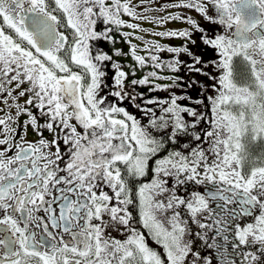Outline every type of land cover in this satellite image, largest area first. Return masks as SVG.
<instances>
[{
	"label": "snow or ice",
	"instance_id": "obj_1",
	"mask_svg": "<svg viewBox=\"0 0 264 264\" xmlns=\"http://www.w3.org/2000/svg\"><path fill=\"white\" fill-rule=\"evenodd\" d=\"M137 7L133 0H0V93L15 100L12 93L20 89L18 97L27 96L23 105H8L15 107V116L0 118V264H188L190 255L192 264L201 260L212 264L210 258L192 251V241L184 239L189 221L175 210L181 206L191 223L214 231L212 237L206 232L196 236L216 250L219 264H264V154L252 158L248 151V142H264V0H176L165 5L194 11L219 25L223 33L213 36L191 16L176 13L156 19L138 13ZM122 16L157 24L185 22L189 27L183 30L153 33L183 40L178 47L145 41L152 66L162 65L151 49L176 57L186 54L191 63L176 59L167 67L178 72L184 65L189 72L209 76L217 93L208 98L212 105L211 130L204 131V139L211 138L208 149L197 144L188 154L174 150L157 159L151 169L153 179L139 185L135 201L128 181L147 175L149 161L165 147L153 130L170 129L166 138L172 144L181 135L201 141L202 136L192 130L206 117L180 105L178 100L184 97L175 95L170 100L145 101L167 105L161 107L164 115L153 112L147 125L120 106L128 100L145 115L151 111L127 91L128 74L114 60L126 53L119 49L113 55L93 53L90 42L114 43L110 35L114 30L139 28ZM98 22L112 27L97 31ZM197 32L218 60L205 63L188 47L196 45L192 37ZM122 35L127 38L131 33ZM136 49L131 46V58L143 68L147 58ZM107 62L114 72V87L103 96L108 87L103 70ZM209 64L218 77L203 71ZM150 78L172 80L156 84L153 90L176 86L181 79L150 71L130 83L148 85ZM13 83L15 87L9 88ZM182 113L193 121L186 123ZM21 115L27 117L20 126L23 135L13 127ZM29 128L39 137L35 142L26 139ZM183 148L189 149V144ZM168 178L175 183L165 204L156 197L169 191ZM190 182L203 185L205 191H194L189 199L178 196L177 186ZM134 204L140 224L161 245L166 260L133 227L129 206ZM169 210L172 215L165 216L166 226L157 214ZM203 213L210 224L197 219ZM249 217L251 222L245 221ZM121 227L129 233L123 241L107 231Z\"/></svg>",
	"mask_w": 264,
	"mask_h": 264
},
{
	"label": "flooded vegetation",
	"instance_id": "obj_2",
	"mask_svg": "<svg viewBox=\"0 0 264 264\" xmlns=\"http://www.w3.org/2000/svg\"><path fill=\"white\" fill-rule=\"evenodd\" d=\"M169 3H174L176 0H166ZM148 2V1H147ZM152 0H150L151 4ZM168 11L170 9L168 8ZM174 13H179L181 15H186V16H191L193 19L197 21V23L200 25L201 28L205 30V32L209 36H213L214 34H222L223 29L219 25L212 24L206 20H204L201 16H199L198 13H195L194 11H190L187 9H179V8H173L172 14ZM59 15V13H56ZM171 14V13H170ZM183 27L188 28L189 26L184 22L181 24ZM180 25V26H181ZM106 27H112L111 25H104L100 22L97 23L96 25V30L97 31H102ZM119 28L118 30H114L113 32L110 33V35L113 36L114 38V43L107 42V41H91V51L93 53L95 52H104L109 55H113L114 51L116 49H119L121 52L126 53V55H122L120 57H115L114 60L118 62L121 66V68L128 74V80H127V91L130 92L132 95H136L138 97L136 103H139L141 107L150 109L151 111L148 112V115H145L143 112L138 110L136 107H134L128 100H125L120 106L125 107V109L135 115L137 119L141 121L143 125H147L148 121L150 118H152V113L154 112L157 117L164 115V113L161 111V107H166L167 105H159L158 103H153V104H146L145 101L147 99H153L154 101H159V100H170L172 95H175L177 97H184V99L178 100V103L182 106L185 107H190L194 109L198 114H203L206 119L204 121H201L199 124L196 125V128L192 130L195 133H198L202 136L201 143L198 142L200 147L204 148L205 150L208 149L209 144L207 140H211V138H207V140L204 139V131L206 130H211V126L208 123V121L212 117V112H211V102L208 99L209 97H215L217 95L216 91L213 89L212 85L215 83L213 80L209 79V76L202 75L200 73L196 72H189L184 65L180 66V71L178 72H172L170 68L167 67V64L169 62L175 61L176 59H179L181 61H184L186 63H191L190 58L186 54H181L179 57H176L175 54L173 53H166L164 52H156L155 49H151V54L152 55H158L160 57V63H161V68H154L152 66L153 62L150 63L148 67H140L138 64L135 63V61L132 60L131 56L128 55L130 49L128 48L126 41H122V32H120ZM61 31H64V29H61ZM200 33H195L193 35V39L197 41L196 45L193 46L191 44L188 45L191 50L201 56L203 61L205 63H208L210 61L218 60L219 57L216 53L215 50L207 48L205 45H203L200 40H199ZM180 40V41H178ZM157 42V41H156ZM161 45H166V46H171V47H178L184 43L183 40L175 38L174 41H162V42H157ZM27 46V45H25ZM237 65H240V61L237 59L235 62ZM148 65V64H146ZM197 67L203 68V65H197ZM103 70L105 71L106 75L104 77L105 84L108 85V87H104L103 91L101 92V95L106 96L108 92L111 90L112 87H114V82H113V76L114 72L113 69L111 68V62H107L106 65L103 67ZM150 71H155L157 72L158 76H163V77H180L181 79L176 81V86L167 88V89H162V90H153L154 86L156 84H171L172 80L171 79H164V80H158L155 78H150L151 83L148 85H136L132 86L130 81L131 79H142L144 76L147 75L148 72ZM203 71L208 72L211 76H219V72L215 70V67L212 64H209V67L203 68ZM238 72H243V68L240 67L238 68ZM134 73V75H133ZM238 79H242L241 76H238ZM195 81V83H193ZM191 85V87H189ZM9 88H14L15 83L12 85L8 86ZM23 87H27V85H22ZM20 89H16L13 91L12 95L13 97H17V99L13 100L11 97L7 96V93H0V118L6 117V116H15L16 114V109L15 107L9 108L8 105H15V104H21L23 105L25 100L27 99V96L25 97H18V92ZM107 99L113 103H119L115 97L108 96ZM196 100H201L202 102L199 104H196L194 101ZM208 103V105H206ZM31 108V106H27ZM33 113L38 115L37 110L32 109ZM182 116L184 117V120L186 123H191L193 121V117L188 116L187 113H182ZM27 117L25 115H21L16 123L13 125L17 129V132L20 135H23V129L20 127L23 124V121L26 120ZM41 123L43 121L41 120ZM3 131V126H0V132ZM170 132V129L166 130L163 133L160 132H155L153 130V134L159 138L162 139L164 142L165 147L157 153L156 156H154L150 161H149V170L147 172V175L144 177L140 178L139 180H129V187L133 190L132 191V197L134 201L136 200L135 196V191L139 187L140 184L142 183H150L151 180L153 179L154 173L151 171V169L155 168V161L157 159H162L165 157L168 152L174 151L175 147L174 144H172L170 141L167 140V134ZM44 136L47 137L48 139H51V134L44 131ZM0 138H3L2 135H0ZM39 137L37 134L32 131L30 128L27 131L26 139L29 142H35ZM180 138H184L183 135L179 136L177 140ZM190 140V137L188 138ZM15 140H19V135L15 137ZM185 143H188V141H184L183 145ZM260 143V144H259ZM263 144V145H262ZM3 146H0L2 148ZM65 146L61 143V148L63 149ZM248 151L250 153V156L252 158L258 157L261 154H264V142H256V143H250L248 142ZM185 154H188L190 152V149H184L183 151ZM9 155H12L13 153H8ZM209 158L211 159V154L209 153ZM123 165H121V168L123 169ZM125 176H127L125 172ZM145 178V179H143ZM169 183L165 185V187L169 188L168 192L163 193L160 196H157L156 199L163 202L167 203L168 197L171 195V188L173 184L175 183L174 179L168 178ZM178 191L177 195L180 196L181 198L189 199L191 198V193L194 191H198L203 193L205 191V187L203 185H195L194 183H187L186 185H181L177 186ZM211 187V186H209ZM105 191L110 193V189H104ZM111 194V193H110ZM113 206H118L115 205V201L112 202ZM138 204V202H137ZM137 204L130 205L129 210L132 213L133 216V227L136 228L141 234L145 236L146 243L148 246L155 250L158 254L161 255L162 259L166 260V257L164 256V250L161 247V245L157 244L155 240L152 238V236L148 233L146 229L142 227L139 221V210ZM210 207H215V204H211ZM176 211L181 212V219L182 220H188V228H189V233L185 235L184 239L186 241H192V251L199 253V255L203 257H208L212 260V264H219L217 252L215 249H210L207 248L204 245V242L201 241L197 236L196 233L199 232H206L208 237H212L215 235L214 231H209L208 229H200L198 225L191 223V217L187 214V210L184 208V206H181L179 209H175ZM158 219H160L162 222L165 223L167 226V221L165 219V216L170 217L172 215V210H169L167 213H158ZM207 215V213H203L197 217V219L200 220L201 223L205 224H210L211 220H206L204 217ZM107 219V218H106ZM245 221L251 222V218H245ZM241 221V223L245 222ZM110 235L118 240L123 241L126 239L127 235H129L128 232H126L123 227L120 228V231H115L111 228L107 230ZM218 242L221 243L223 242L218 238ZM209 243H211V239H209ZM229 251H231V248L229 247ZM194 257L189 256L188 258V264H192ZM200 264H203V261H200Z\"/></svg>",
	"mask_w": 264,
	"mask_h": 264
},
{
	"label": "rangeland",
	"instance_id": "obj_3",
	"mask_svg": "<svg viewBox=\"0 0 264 264\" xmlns=\"http://www.w3.org/2000/svg\"><path fill=\"white\" fill-rule=\"evenodd\" d=\"M133 4L138 6L136 8V11L138 13L142 14L145 17H153L156 19H159L164 16H170L172 15V11H173V8H169L170 11H168V8L165 7V5L168 4L166 0H152L151 4H150V0H143V2L142 0H133ZM161 8H164V11H157V9H161ZM121 18L124 19L127 23H135L139 25V28L135 30L127 28L126 26L121 27L122 33H125V32L131 33V36L127 38H125L122 35L121 40L126 41V44L129 49H131L132 45H136L137 54L146 57L147 58L146 64H149V65L152 61L149 58V52L145 50V41H153V40L157 42L174 41L175 38L155 36L153 33L166 32V31H178V30H183L184 28H186L181 25L184 23L182 20L181 21L169 20L167 22H161L157 24L154 21H149L147 19L133 20L132 18L127 17V16H125V18L124 16H122ZM137 37H142V39H137ZM162 52L166 53V50ZM128 55L131 56L130 51Z\"/></svg>",
	"mask_w": 264,
	"mask_h": 264
},
{
	"label": "trees",
	"instance_id": "obj_4",
	"mask_svg": "<svg viewBox=\"0 0 264 264\" xmlns=\"http://www.w3.org/2000/svg\"><path fill=\"white\" fill-rule=\"evenodd\" d=\"M124 18H125V16H124ZM120 32H121V29H120ZM148 66H149V64L145 65V67H148ZM206 105H208V103ZM188 138L189 137H186V136H184V138H180L178 140V142L176 144H174L175 150H179V151L183 152L184 151V148H183V142L184 141H188L189 142V149H191L192 147H196L198 142L201 143V141H195L191 137H190V140ZM143 179H145V178H143Z\"/></svg>",
	"mask_w": 264,
	"mask_h": 264
},
{
	"label": "bare ground",
	"instance_id": "obj_5",
	"mask_svg": "<svg viewBox=\"0 0 264 264\" xmlns=\"http://www.w3.org/2000/svg\"><path fill=\"white\" fill-rule=\"evenodd\" d=\"M260 144V143H259ZM263 145V144H262Z\"/></svg>",
	"mask_w": 264,
	"mask_h": 264
}]
</instances>
